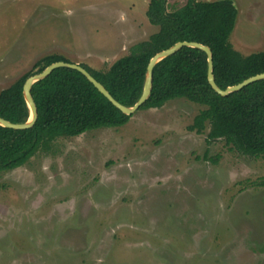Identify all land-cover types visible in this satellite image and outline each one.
<instances>
[{
  "label": "rangeland",
  "instance_id": "374dc122",
  "mask_svg": "<svg viewBox=\"0 0 264 264\" xmlns=\"http://www.w3.org/2000/svg\"><path fill=\"white\" fill-rule=\"evenodd\" d=\"M148 1L0 0V91L49 54L106 71L157 31ZM231 1L233 48L264 50V0ZM204 108L140 109L1 173L0 264H264V158L191 130Z\"/></svg>",
  "mask_w": 264,
  "mask_h": 264
},
{
  "label": "trees",
  "instance_id": "16d2710c",
  "mask_svg": "<svg viewBox=\"0 0 264 264\" xmlns=\"http://www.w3.org/2000/svg\"><path fill=\"white\" fill-rule=\"evenodd\" d=\"M145 14L158 27L147 40L132 45L106 71L79 64L124 106H133L140 97L150 59L180 41L210 48L214 80L222 90L264 72V50L243 55L230 43L237 17L231 0H187L173 10H168L167 0H149ZM57 61L70 62L61 55H45L33 65L36 72H27L2 89L0 117L12 123L26 122L30 113L22 91L25 80ZM30 92L37 108L34 125L22 130L0 125V175L24 165L38 151L48 150L56 138L120 127L131 117L82 73L67 67L55 68L36 81ZM176 98L205 106L190 129L201 131L207 123V143L224 139L243 155L264 158V79L221 96L208 83L206 53L182 47L154 66L150 95L138 110L160 108Z\"/></svg>",
  "mask_w": 264,
  "mask_h": 264
},
{
  "label": "water",
  "instance_id": "95a60500",
  "mask_svg": "<svg viewBox=\"0 0 264 264\" xmlns=\"http://www.w3.org/2000/svg\"><path fill=\"white\" fill-rule=\"evenodd\" d=\"M182 47H192V48H198L203 50L206 55H207V80L209 85L211 86V88L219 95L221 96H227L232 92L238 91L240 89H242L243 87L247 86L250 83H253L255 81L264 79V72L263 73H259L253 76H250L248 78H246L245 80H243L242 82L229 86L226 89L222 90L220 89L217 84L215 83L214 80V76H213V65H212V53L211 50L208 46L203 45L201 43L198 42H189V41H180L175 43L174 45L170 46L167 49L161 50L159 52H157L149 61L148 65H147V69H146V74H145V80H144V84H143V89L141 92L140 97L138 98V100L136 101V103L131 106V107H127L122 105L121 103H119L107 90L106 88L100 83L98 82L86 69H84L81 65L76 64V63H72V62H64V61H57L54 62L52 64H50L49 66H47L46 68H44L41 72L35 73L31 76H29L24 84H23V97L24 100L26 102V105L29 109V118L26 122L24 123H12L10 121H7L3 118L0 117V125L3 127H7V128H11V129H15V130H22V129H28L31 128L36 119H37V108H36V104L31 96V86L38 80H41L43 78H45L46 76H48L55 68L58 67H67V68H71V69H75L77 71H79L80 73H82L89 82H91L94 87L104 96L106 97L116 108H118L122 113L126 114V115H131L132 113H134L135 111H137L140 106L147 100V98L150 95L151 92V88H152V72H153V68L154 66L162 59H164L165 57H168L172 54H174L175 52H177L179 49H181Z\"/></svg>",
  "mask_w": 264,
  "mask_h": 264
}]
</instances>
